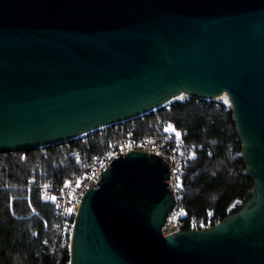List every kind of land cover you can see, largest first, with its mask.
<instances>
[{"label": "water", "instance_id": "obj_1", "mask_svg": "<svg viewBox=\"0 0 264 264\" xmlns=\"http://www.w3.org/2000/svg\"><path fill=\"white\" fill-rule=\"evenodd\" d=\"M182 94L229 99L253 189L220 222L164 235L169 166L131 150L85 192L69 264H264V0H0V152Z\"/></svg>", "mask_w": 264, "mask_h": 264}, {"label": "trees", "instance_id": "obj_2", "mask_svg": "<svg viewBox=\"0 0 264 264\" xmlns=\"http://www.w3.org/2000/svg\"><path fill=\"white\" fill-rule=\"evenodd\" d=\"M126 123L138 139L156 133L160 123H171L196 146L179 197V207L189 216L223 220L229 206L253 189L229 101L188 96ZM122 124L89 132L85 141L73 138L37 149L0 152V264H69V246L56 243L54 206L41 200L38 185L69 179L78 150L86 157L110 150L123 133L124 129L116 131ZM35 170L42 174L28 191Z\"/></svg>", "mask_w": 264, "mask_h": 264}, {"label": "built area", "instance_id": "obj_3", "mask_svg": "<svg viewBox=\"0 0 264 264\" xmlns=\"http://www.w3.org/2000/svg\"><path fill=\"white\" fill-rule=\"evenodd\" d=\"M183 95L186 94L180 96ZM165 105L169 107L170 102ZM123 135L125 138H119L105 153L86 157L84 151L78 150L74 155L76 167L65 182L40 181L38 186L41 200L51 203L56 212L55 239L57 244L68 245L69 250L71 249L75 217L83 202L85 192L91 187L98 186L103 171L110 166L113 160L131 150H145L149 155H158L169 166L170 177L167 182L170 191L175 196L176 206L170 212L163 228L164 235L178 230L209 227L222 220L220 217L212 215L199 220L189 216L188 212L179 207L185 170L189 162L196 156L194 150L196 146L186 142L183 133L179 135L175 130L166 135L163 129L158 127L156 133L139 139L130 132L123 133ZM38 174H42V171H33V176L29 178L28 191H31Z\"/></svg>", "mask_w": 264, "mask_h": 264}, {"label": "rangeland", "instance_id": "obj_4", "mask_svg": "<svg viewBox=\"0 0 264 264\" xmlns=\"http://www.w3.org/2000/svg\"><path fill=\"white\" fill-rule=\"evenodd\" d=\"M188 96H190V95H183V96H179L177 99L178 100H186V99H188ZM220 99H225L226 101H229V99L228 98H220ZM220 99H215V100H220ZM165 107H167V108H169L168 106H166L165 105ZM161 125H158L159 126V128H162L163 129V132L166 134V135H169L171 132H174L175 130H177L175 127H174V125L173 124H171V123H160ZM120 129H124L123 130V133H126V132H130V133H133V127H131V126H129L126 122H124V124H122V126H117L116 127V131L117 130H120ZM178 131V134L179 135H181V132L179 131V130H177ZM123 133H122V135H121V137L120 138H122V137H124V135H126V134H124L123 135ZM87 134H84V135H82V136H80V137H78L79 139H82L83 141H85L86 139H87ZM125 138V137H124ZM30 193V192H29Z\"/></svg>", "mask_w": 264, "mask_h": 264}]
</instances>
